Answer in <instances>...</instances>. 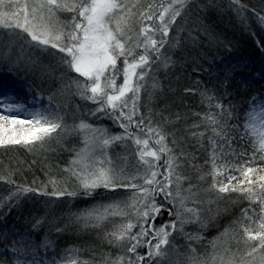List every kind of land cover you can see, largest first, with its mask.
<instances>
[{
  "label": "snow or ice",
  "instance_id": "6c2138e0",
  "mask_svg": "<svg viewBox=\"0 0 264 264\" xmlns=\"http://www.w3.org/2000/svg\"><path fill=\"white\" fill-rule=\"evenodd\" d=\"M192 2L193 0H168L166 5H153L145 4L144 0H0V29H7L6 32H0V41L6 37L10 45L18 43L22 50L28 48L47 52L49 48L58 49V53L63 55H52L56 57L57 65L64 69L62 79L67 77L64 88L74 89L75 95L95 104L92 115L103 113L124 129L122 134L109 135L106 129L94 128L81 121L75 128L83 134L84 146L79 150L72 149L75 157L69 162V167L64 169L70 178L76 179L85 196H91L100 187L132 190L126 200L113 201L75 214L76 219L82 221L86 228L99 227L109 217H120L115 230L107 233L106 239L110 244L127 242V252L134 254V259L132 255L118 256L110 264H143L146 257L137 253L139 247L148 248L147 264H151L152 259L167 255L164 246L169 244L172 232L178 230L177 221L180 223L179 231L183 232L184 223L199 220L198 210L187 207L186 203L189 199L198 203L195 197L199 194L197 185L189 183L184 187L185 181H190V177L180 171L181 157L187 159L186 154L183 150L179 153L175 151L179 147L175 139L171 141L172 146L169 145L167 135L159 125H151L150 117L147 118L149 123L146 125V118L139 113L137 105L140 90L145 86V77L152 71V65L158 63L167 68L171 63V57L162 52V49L165 45L169 49L178 46L179 36L174 37L170 43L169 32L177 17ZM233 2L239 5V0ZM240 8L243 9L244 6L240 5ZM61 12L72 15L62 23L57 15ZM258 19L264 24V16H258ZM29 59L32 63L36 62L31 57ZM69 73H76L78 76L68 75ZM118 80L121 81L119 84ZM157 86L158 82L153 78L152 87ZM201 95L209 102L216 99L214 94L208 95L207 91ZM247 104L243 125L245 132L252 139L254 151L264 154V97L253 96ZM234 107H225L216 100L214 104L209 103V108H215L218 112L210 110L204 114L203 122L212 133L209 137L212 144L211 171L206 174L212 177V182L205 191L217 193L218 198H222L219 194L230 191L247 193L246 198L253 203L258 201L260 210L264 213V192L258 196L251 187H241L244 180L232 185L231 182L237 179L234 175H228L227 182L217 179L232 168L239 171L249 185L255 183L249 178V174L256 171L254 168L233 165L225 159L228 154L224 150L225 144L228 151L234 154L231 149L232 136L227 125V121L233 118ZM0 109H3L0 112V146L23 144L26 147L43 148L46 140H59L60 133H57V129L61 133L67 130V126L63 125L64 118L58 112L51 108L29 109L26 103L14 102L2 86ZM20 113H26L23 119L18 115ZM221 117L224 118L223 123ZM133 126L143 135L132 132ZM231 127L235 130L238 126ZM53 133H57V136L53 137ZM193 135L202 138L204 133ZM127 140L137 146L138 159L143 166L142 172L138 170L137 174L131 176L124 175V169L117 171L111 157L107 155L108 148L113 144ZM217 140L223 142L219 149ZM32 147H28V150L31 151ZM261 159H264V155ZM161 160L163 164L160 163ZM217 160L220 161L219 164ZM259 172H264V169ZM2 179L4 177L0 176V180ZM198 179L204 181L205 174H201ZM138 180L141 182L137 183ZM259 181H264V175H259ZM49 183L53 191L48 193L45 190L44 195H78L67 187H59L55 178ZM46 187L44 186L45 189ZM259 187L264 190V183H260ZM31 191L34 189L20 186L7 199L11 201L15 198L18 201L23 194ZM158 197L160 203H157ZM208 203L213 201L209 200ZM167 205H172L177 211L173 213ZM2 206L3 203L0 202V207ZM162 209L169 216L175 214L176 221L157 227L155 222L163 214ZM247 211H244V218L251 220ZM184 213L190 216L182 218ZM261 221L254 233L250 226L241 224L246 242H257L251 246L247 256L264 249V216ZM42 223V218L37 219L33 228H38ZM55 230L62 231L59 227ZM226 233L227 230L225 235ZM153 240L156 243L153 244ZM213 247L215 248V243ZM10 251L15 253L19 250L13 247ZM78 251L67 250L59 264H90L79 258ZM192 252L195 253V249ZM216 260L214 255L212 264H216ZM219 260L220 264H234L232 260L225 262L223 256ZM15 264H28V261L17 258ZM53 264H57V261L54 260ZM104 264H109V261L106 259ZM190 264L197 262L191 260ZM200 264L204 262L201 261ZM259 264H264V256L260 257Z\"/></svg>",
  "mask_w": 264,
  "mask_h": 264
},
{
  "label": "trees",
  "instance_id": "16d2710c",
  "mask_svg": "<svg viewBox=\"0 0 264 264\" xmlns=\"http://www.w3.org/2000/svg\"><path fill=\"white\" fill-rule=\"evenodd\" d=\"M240 5L244 8L241 9ZM258 16H264V0H239V5L233 0H193L181 16L177 17L175 33L179 29L183 41L190 34L188 39L196 40L197 44L182 45L181 51H171V61L174 63L167 68L159 66L153 69V64L152 72H157L154 79L158 86L153 88L151 79L146 88L142 87L137 105L139 113L146 118L145 124L149 123L147 118L150 117L151 125H159L167 135L169 145L175 139L179 145L175 151L179 153L183 150L186 154L187 159L181 157L180 161L182 174L197 177L202 174L204 164L211 161L212 155V144L209 141L212 133L203 119L205 113L218 110L210 109L209 103L214 104L219 100L225 107L235 106L233 118L227 121L234 154L228 151L225 144L224 150L228 153L225 159L233 165L254 168L256 171L250 173L249 178L255 183L249 185L240 172L232 168L225 173L236 176L232 185L244 180L241 187H251L259 196L264 192L259 187L260 183H264L259 181V175H264V172H259L264 169V159H261L264 154L254 151L252 139L243 126L245 112L248 110L247 102L253 96H264V24ZM197 25L202 34L195 30ZM0 32L6 31L0 29ZM8 44L6 37L0 41V47ZM10 46L13 48L7 51L12 57L7 61L0 58V86L7 84L13 89L20 87L25 93L33 91L44 99L51 98L56 112L62 116L65 114L63 125L67 126V130L61 133L57 129V133H60L59 140H46L43 148L28 146L32 147L31 151L23 144L0 146V176L4 177L0 180V202L3 203L0 207V264H15L17 257L23 256L21 252H26L30 246L41 249V245L49 252L51 263L64 257L67 250L78 249L81 260H87L90 264H104L107 259L110 264L118 256H125L120 255V246L110 244L106 239V234L115 230V224L113 226L112 223L116 218L99 227H85L82 231L75 222V214L111 203L97 201L104 199L113 190L99 189L91 196H85L76 179L70 178L64 171L75 157L72 149L79 150L82 145L75 126L85 120L86 116L74 113L80 108L84 111L87 107L68 99L66 105L57 108L55 103L61 102V96L65 92H71L64 88L67 77L62 79L64 70L59 69L52 53L42 54L27 48L22 50L19 45ZM165 52L170 54L166 45ZM30 57L36 62L32 63ZM205 91L208 95L214 94L216 99L211 102L204 100L201 93ZM221 122H224L223 117ZM232 125L238 127L233 130ZM109 131H116V128L111 127ZM200 132L204 133L202 138L193 135ZM57 133L52 136L56 137ZM222 143L217 140L218 149ZM108 151L118 157L124 154V149L118 144L108 148ZM219 163L220 161L217 162ZM53 178L57 180L59 187H67L78 195H44L45 190L48 193L53 191L49 183ZM20 186L34 191L23 194L18 201L15 198L9 201V195ZM44 186H47L46 189ZM205 188H209V185ZM246 196L247 193L230 191L229 194L221 195L222 198L217 199V202L200 206L206 227L194 225L195 228L189 230V236L199 237L195 239L197 242L192 239L196 243L193 247L197 253L190 254L197 264L201 261L212 264L209 256L219 258L223 253L234 262L247 264L260 261V257L264 256V249L252 256L246 254L257 242H246L241 224L250 226L254 233L264 216L259 202L253 203ZM157 203H160L159 197ZM167 207L173 209L172 205ZM245 210H248L247 215L251 220L244 218ZM162 213L157 219L158 225L169 219L167 211L162 209ZM41 218L43 223L34 229L33 224ZM57 227L62 231L57 232ZM13 247L19 251L11 252Z\"/></svg>",
  "mask_w": 264,
  "mask_h": 264
},
{
  "label": "rangeland",
  "instance_id": "374dc122",
  "mask_svg": "<svg viewBox=\"0 0 264 264\" xmlns=\"http://www.w3.org/2000/svg\"><path fill=\"white\" fill-rule=\"evenodd\" d=\"M210 1V0H209ZM145 4L151 3L153 5H160L161 3L163 4H167L168 0H144ZM200 13H201V9H200ZM59 20L64 23L66 22L67 18L70 17L72 14L71 13H67V12H61V13H57ZM192 20V19H191ZM197 21V20H196ZM4 31H7V29H2ZM179 30V29H178ZM176 30V31H178ZM195 30L199 31L202 34V31L200 30V27L197 25L195 27ZM18 31V29H17ZM199 33V34H200ZM179 36V44L176 47H173L171 49H169V56L172 59V53L171 51L173 50H180L182 45H188V46H194L197 44L196 40H189L188 36L190 34H188L187 38L183 41L181 40V33L176 32L175 33V24L172 25L171 30L169 32V36L168 39L170 41V43L172 42L173 38L176 36ZM190 38V36H189ZM11 45H19V44H11ZM166 47H168V45H166ZM13 47L10 46V44L6 45L5 47L1 46L0 50L2 51V53L0 54V58L3 61H7L8 59H10L12 57V54L9 53L7 50H11ZM169 48V47H168ZM164 49V51H163ZM162 49V52H165V47ZM29 51H37L40 53L39 50H35V49H28ZM181 51V50H180ZM47 52L50 53H56L57 55H63V54H59L58 53V49H52L49 48V50ZM47 52H41L42 54H47ZM54 58H56L53 55ZM173 60H175V58H173ZM172 62L169 64L171 65ZM162 66L159 64H154L153 69H156L157 67ZM161 68H165V67H161ZM59 69L64 70L63 68L59 67ZM139 71V70H138ZM49 73V72H48ZM157 72H150L148 76L145 77V86L143 87L146 88L147 87V83H150L151 79L155 78ZM47 75V73H46ZM71 76H78V74L76 73H71ZM62 76V75H61ZM60 76V78H61ZM81 79H83L81 77ZM121 81L118 80L117 84H119ZM3 90L7 91L8 95H10L13 98V101H19L22 103H26L29 109H33V108H51L52 111L56 112V109L54 108V106L52 105V101L50 99H44L40 96H38L36 93H34L33 91H27L25 93V90H22L20 87L18 89H13L11 87H9L7 84H3L1 85ZM142 89V88H141ZM71 92L70 94H68V92H65L63 96H61V102H56L55 104L58 105L57 108L59 109V107L66 105V103H68V99L69 100H74L77 104L81 103L82 105H84L83 107H87L84 111H82V109L80 108V110L77 112H75L74 114L76 115H80L82 114V116H86V119L83 120L85 123L92 125V127L94 128H104L107 130V132L109 133V135H119L122 134L124 132V129L119 127V124L117 122H115L113 119H109L108 116L104 115L103 113H97L96 115H92L91 112L93 109L96 108V105L93 104L91 101H86L81 99L79 96L75 95V90L74 89H70ZM141 92V90H140ZM25 93L24 95H21ZM140 94V93H139ZM131 95V93H129V96ZM264 97V96H262ZM54 100V97L52 98ZM79 101V102H78ZM3 109H0V112H2ZM8 114V113H5ZM20 116L21 119H23L26 115V113H20L18 114ZM73 115V114H72ZM65 117V114L63 115V118ZM84 118V117H83ZM80 123H77L76 125H79ZM111 127H115L116 131L110 132V128ZM77 131V130H76ZM132 132H135L137 134H141L139 133V130L135 128V126L132 127L131 129ZM78 137H80L82 145L81 148L84 146L83 145V134L79 131H77ZM143 135V134H141ZM115 144H118L120 147H122L124 149L123 151V155H121V157H118L117 154L115 153H110L107 150V155L111 157L112 159V164L113 167L119 171L120 169H124V175L127 176H131L134 174H137L138 170L140 172L143 171V166L142 164L139 162L138 159V155H137V146L131 141V140H127V141H120L117 142ZM115 144H113L110 148H113V146H115ZM172 146V145H171ZM122 160V162H121ZM219 160H217L218 162ZM161 164H163V160L160 161ZM136 166V167H135ZM137 169V170H136ZM133 171V172H132ZM161 171H163V169L161 168ZM211 171V161H208L207 163L204 164L203 170H202V174H205V180L204 181H200L198 179L197 176H190L188 175L187 177H190V181H185L184 183V187L186 188L188 186L189 183L193 184V185H197V187L199 188V194L195 197V200L198 201V203H194L192 199H189L186 203H187V207L190 208H196L199 212V220H195L192 222H188V223H184L183 224V232L179 231L180 229V223L177 221V231H173L171 236H169V244L164 246V249L167 251V255L163 258L157 257L156 259H152L151 260V264H187L188 261L193 260V258H191L190 254L192 252V249H194V245H196L195 242H197V240L194 239V241H192V239H188L187 237H191L189 236V233H191L189 230H193L195 228V226H198L200 228L206 227L204 226V219H203V213H200V206L201 205H205L208 204V201L211 200L213 202H217L218 195L215 192H211V191H205L206 185L211 184L212 182V177L206 175L208 172ZM136 172V173H134ZM229 172V171H228ZM228 175H232L231 173L226 174L224 172V176H219L217 177L218 180H225V182H227L226 177ZM141 181H137V183H140ZM99 189H105L103 187L97 188L96 190ZM132 190L131 189H123V188H117L113 191H109L106 195V197L104 199H101L97 202H113V201H117V200H126L127 197L129 196L130 192ZM194 191H196V189H194ZM224 193L219 194V197L222 195L223 196ZM229 194V192L227 193ZM222 199H220L221 201ZM225 200V199H224ZM173 207V206H172ZM173 213H175L177 211L176 208L173 207L172 209ZM182 211V210H181ZM190 214L184 213L182 218H186L189 217ZM169 217V219H166L163 223H168L170 221H176V216L175 214H173L172 216H169L167 214V218ZM114 218H116V221L112 223V225L114 226V224H118L120 222V217H109L108 220H106L105 222H103L102 224L111 222V220H114ZM159 218V217H158ZM157 218V219H158ZM172 219V220H171ZM75 222L78 223L80 230L83 231V229H85L83 222L81 221V223H79L78 220L75 219ZM156 226H160L157 223V220L155 222ZM195 225V226H194ZM197 227V228H198ZM198 230H200L198 228ZM187 241H184L186 240ZM145 239H148V237H146ZM179 243V245H176V243ZM182 242V244H181ZM152 243H156L155 240L152 241ZM47 243H44V245H46ZM118 246H120L122 248L121 252L122 254L120 255H125V257L132 255L133 259H134V254H130L127 255V242H122L121 244H119ZM218 251L221 252V249H219ZM147 252H148V248L147 247H139L137 249V253H139L140 255H143L146 257V261L143 262V264H147V260L149 258H147ZM23 254L22 257H17L21 260L24 261H28V264H53V262H50V254L48 251L45 250L44 246L41 245V249H38L37 246H30L29 249L26 252H21ZM195 253L196 250H195ZM224 257L225 262L230 260V258H228L227 256L225 257V254H222ZM213 256H209V258H212ZM212 260V259H211ZM60 261V260H59ZM59 261H57V264H59ZM219 258L217 257L216 260V264L219 262ZM234 262V261H233ZM260 261H257L255 263L252 264H259ZM234 264H247L245 262H241V261H236L234 262ZM251 264V263H248Z\"/></svg>",
  "mask_w": 264,
  "mask_h": 264
}]
</instances>
